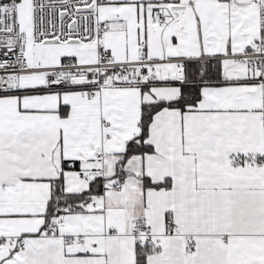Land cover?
Segmentation results:
<instances>
[{
	"label": "snow or ice",
	"instance_id": "1",
	"mask_svg": "<svg viewBox=\"0 0 264 264\" xmlns=\"http://www.w3.org/2000/svg\"><path fill=\"white\" fill-rule=\"evenodd\" d=\"M0 264H264V0H0Z\"/></svg>",
	"mask_w": 264,
	"mask_h": 264
}]
</instances>
